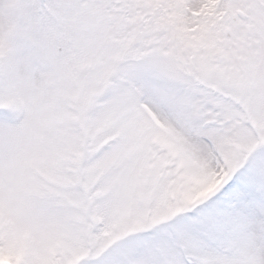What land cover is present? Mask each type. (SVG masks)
<instances>
[{"label":"snow or ice","instance_id":"1","mask_svg":"<svg viewBox=\"0 0 264 264\" xmlns=\"http://www.w3.org/2000/svg\"><path fill=\"white\" fill-rule=\"evenodd\" d=\"M0 264H264V0H0Z\"/></svg>","mask_w":264,"mask_h":264}]
</instances>
